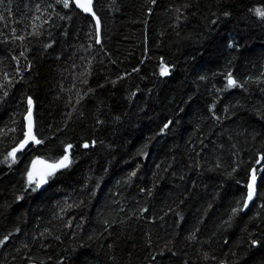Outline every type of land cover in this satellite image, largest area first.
I'll use <instances>...</instances> for the list:
<instances>
[{
  "label": "trees",
  "instance_id": "1",
  "mask_svg": "<svg viewBox=\"0 0 264 264\" xmlns=\"http://www.w3.org/2000/svg\"><path fill=\"white\" fill-rule=\"evenodd\" d=\"M92 8L0 0V264H264V0Z\"/></svg>",
  "mask_w": 264,
  "mask_h": 264
},
{
  "label": "snow or ice",
  "instance_id": "2",
  "mask_svg": "<svg viewBox=\"0 0 264 264\" xmlns=\"http://www.w3.org/2000/svg\"><path fill=\"white\" fill-rule=\"evenodd\" d=\"M61 2L63 3L64 7H69V0H61ZM76 7L82 9L84 12L86 13H91L93 16H95V12L93 11L92 8V4H93V0H74ZM256 14L259 15L260 17L264 18V10L261 9H256ZM99 23V20L97 19V24ZM166 69H162V74H166ZM228 84L229 86H235L236 85V81L234 79H232L231 74H229L228 77ZM29 105H31L32 101L31 99H29L28 101ZM31 115V112H29V116ZM25 139L22 141V143L20 144V147H24L25 144L28 143L29 139H31L32 141H34L35 143L39 144L41 143V141L39 139L36 138L35 135L32 134V125H31V121L29 122V127H28V132L25 133ZM69 149L72 147L71 145L67 146ZM84 147H88L87 144L84 145ZM13 150L12 153H10V155L13 157V160H15V151ZM70 163L69 161V157L67 155H65L61 160L57 161L56 164L54 165H49L47 166L52 172H54L57 168L59 167H66L67 164ZM256 170L253 169L252 170V183H250L248 185V191L246 193V201H251L253 199V196L255 195V181H256ZM51 174V172H45L43 174H41V181L43 182V178L44 175H48ZM134 175V173H133ZM33 179V173H29V180L32 181ZM245 207L247 206V203H245L244 205ZM235 211V210H234Z\"/></svg>",
  "mask_w": 264,
  "mask_h": 264
},
{
  "label": "water",
  "instance_id": "3",
  "mask_svg": "<svg viewBox=\"0 0 264 264\" xmlns=\"http://www.w3.org/2000/svg\"><path fill=\"white\" fill-rule=\"evenodd\" d=\"M162 69H166V74H162ZM160 74H161V77L162 78H169L171 76V73H170V69L169 67L165 66V65H162L161 68H160ZM29 112H31V115L29 116ZM29 112L27 113L26 115V133L28 132V127H29V122L31 121V125H32V134H34L35 132V121H34V114H33V110H29ZM26 138V137H25ZM31 145H34V146H38L39 144L35 143L34 141H32L31 139H29L28 143L25 144V148L31 146ZM24 148V149H25ZM47 166H49V164H46V163H43V164H39L37 165L36 167L33 168L32 172L33 173V179H39L40 183L44 186L45 183H46V177L48 175H52L54 174L55 172L58 171V169L60 168H57L54 172H52ZM45 172H51V174H48V175H44V178H43V182L41 181V174L45 173ZM252 183V176H251V179L249 181V184ZM248 184V185H249ZM257 186H258V177L256 176V181H255V195L253 196V199L251 201H246L245 203H247V206L245 207L244 206V209H243V212L246 213L249 208L251 207V205L254 203V201L256 200V197H257Z\"/></svg>",
  "mask_w": 264,
  "mask_h": 264
},
{
  "label": "rangeland",
  "instance_id": "4",
  "mask_svg": "<svg viewBox=\"0 0 264 264\" xmlns=\"http://www.w3.org/2000/svg\"><path fill=\"white\" fill-rule=\"evenodd\" d=\"M32 108H33V103H31V105H29V109L31 110ZM24 148H25V145H24V147H22V148H21L20 146L17 148L18 150L15 151V160H13V157L9 154V155L5 158V160H4V164H5V166H6V167H12V166L16 163V161H17V159H16L17 154H18L19 152L23 151ZM39 164H43V162H39V163H37L36 165H39ZM36 165H35V167H36ZM46 178H47V177H46ZM34 180H36V182L40 184L39 179H34Z\"/></svg>",
  "mask_w": 264,
  "mask_h": 264
}]
</instances>
